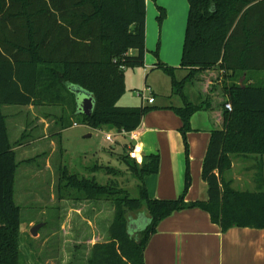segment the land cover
Instances as JSON below:
<instances>
[{
	"label": "trees",
	"instance_id": "obj_1",
	"mask_svg": "<svg viewBox=\"0 0 264 264\" xmlns=\"http://www.w3.org/2000/svg\"><path fill=\"white\" fill-rule=\"evenodd\" d=\"M189 12L178 79L177 67L159 58L157 67L171 79L172 95L183 104L170 106L182 119L187 156L185 188L175 199L151 198L145 183L158 173L160 155L140 163L125 152L121 160L139 181L138 197L116 179L101 183L98 170L117 175L108 165L91 167L92 176L59 167V199L110 201L114 215L107 239L96 242L89 264H145L144 252L159 223L173 212L201 208L223 231L231 227L264 228V0H188ZM161 23L166 10L159 7ZM146 0H0V264H28L21 250V206L15 199L20 163L9 137L5 106L47 105L62 108L60 129L72 126L74 116L92 128L137 131L152 107L122 106L126 71L143 67L146 55ZM218 68L221 85L211 84L223 102V129H214L204 158L202 177L208 199L186 201L192 182L187 132L192 116L212 107L209 97L193 102L186 86L202 84L203 71ZM245 76V78H244ZM256 77V76H255ZM243 79V80H242ZM262 82V83H261ZM224 83V84H222ZM71 85L92 93L90 115L78 112ZM220 87V89H219ZM201 89L199 90L200 93ZM203 95V94H202ZM231 103L232 109L226 108ZM71 113V115H70ZM254 161V190L232 186L228 177L237 158ZM146 211L147 226L135 234L129 217Z\"/></svg>",
	"mask_w": 264,
	"mask_h": 264
},
{
	"label": "crops",
	"instance_id": "obj_2",
	"mask_svg": "<svg viewBox=\"0 0 264 264\" xmlns=\"http://www.w3.org/2000/svg\"><path fill=\"white\" fill-rule=\"evenodd\" d=\"M146 4L147 50L145 64L143 67L126 71V86H128L127 84L131 86L133 78L138 80L144 78L145 83L141 89L137 90L135 98L125 100L126 103L121 105H146L151 106L152 109L144 115L140 126L135 131V139H131L127 133L120 134L119 131L115 133L130 137L133 141L132 144L138 142L142 145L141 162L147 155L154 153L160 155L158 173L145 178L149 196L158 199H175L183 193L185 188L187 156L181 132L182 119L170 106H181L183 101L179 96L172 95L171 81L168 84V80L160 74L161 69L157 67L158 58L154 52L158 49L159 58L163 62L181 69L180 62L189 3L188 0H146ZM159 7L166 10V16L161 23L158 20ZM254 75L256 77L250 79L249 83H254L255 79L260 76L257 73ZM200 77L204 78L202 73ZM211 83L207 80L202 81L200 93L188 94L195 103H200L209 96V101L212 103L211 108L198 111L192 116V129L187 132L192 182L185 199L189 202L208 199V185L202 177L204 158L212 131L224 127L223 102L225 97L218 91L208 94ZM140 85L142 84L138 83L135 86ZM146 86L151 88V95L155 97L153 103L144 102L138 95V91H142ZM147 95L150 94L147 93ZM5 108L9 113L4 111L7 118H16L18 129L22 130V133L28 134L21 144L15 146L14 149L17 153L26 154L29 148H36L41 143H47L48 139L51 140L48 144L52 146L53 153L56 147V142L52 137L53 132L56 136L61 135L62 108L60 106L31 104L27 106L10 105ZM114 131V129H108L106 132V134H112V143L116 136L115 133H112ZM24 161L32 165L35 157H29ZM47 164H50L49 161ZM26 173L30 180L29 185L33 186V189L29 188V190L36 200L43 202V196L36 190L41 182L39 181L40 175L30 170ZM57 193L59 192L57 191ZM57 198L58 201L54 200L52 203L58 205L60 203L61 211L64 212L62 216L64 221L59 226L61 232L60 251L63 254H60L59 251L60 257H55L57 254L55 256L49 254L51 257L48 256L49 258L45 259L44 256L36 253L33 247L26 248L22 240H26L27 223L22 221L20 227L21 250L26 261L28 264H89L88 259L92 246L96 242L107 239L106 233L108 234L112 219L106 227L105 234H102L98 229V223L102 221L101 210L97 206L98 204L94 203L96 201L59 199L58 194ZM59 200L61 201L59 202ZM129 218V230L132 234L145 228L149 223L146 211L131 214ZM35 223V220H31L28 226ZM43 225H46V222ZM76 225L80 227H72ZM87 230L90 231L86 232ZM72 233L74 234L72 235ZM144 260L145 264H264V228L231 227L223 231L219 224L212 222L210 214L201 208L175 211L159 223L156 233L151 237L145 249Z\"/></svg>",
	"mask_w": 264,
	"mask_h": 264
},
{
	"label": "rangeland",
	"instance_id": "obj_3",
	"mask_svg": "<svg viewBox=\"0 0 264 264\" xmlns=\"http://www.w3.org/2000/svg\"><path fill=\"white\" fill-rule=\"evenodd\" d=\"M129 71L130 70H128V72ZM159 72H161L160 74H162L163 78L167 79L168 84H170L171 79L165 71L161 69ZM262 73L263 71L258 72L257 74H260V81L264 83V73L261 75ZM186 74V70L176 69V76L178 79H182ZM222 74L223 73L218 68L203 71L202 75L204 78L202 81L205 82L207 80L212 82V85L216 84L220 86L221 81L223 80ZM138 83L142 85L136 87L135 85ZM144 83V78H139V80L133 78L131 86L127 84L128 86H126L125 95L121 97L119 104L121 105L122 103H126L124 101L129 100V98H135L137 90L141 89ZM201 87L202 84L200 82H196V84L192 86L189 84L186 86V93L195 95L196 92H199ZM4 111L8 113L6 108ZM72 121L77 124L64 130L61 129V135L56 136V134H54L55 132H53L52 137H54V141L56 142V147L53 153L51 149L52 146L48 144L51 141L50 139L47 140V143H41L36 148H29L26 151V154L20 152L17 153V160L21 163L16 175L15 199L21 206V219L23 222L27 223L25 233L26 240H22V243L26 246V248H29V246L33 247L36 253L44 256L45 259L49 256V254L53 256L57 254L55 257H60L58 254L60 251L61 241L59 226L61 225V222L64 221V217H62L64 212L61 211L60 203L59 205L53 204L54 202L52 203V201H58V171L61 165H66L71 171L78 172L86 176H92L91 167L96 164L114 167L119 171L117 175L109 174L102 169L95 172V176L101 183H106L111 179H116L121 187L129 190L132 197H138L139 195L137 186L139 183L138 179L131 174L126 164L121 160V155L127 152L128 147L133 143L130 137L118 135L115 133L118 132V130L114 129L115 131L112 133H115L116 136L114 138V143H112L106 139V132H108V128L104 127L102 129H94L89 125L82 123L81 116H74ZM7 123L10 141L14 143L21 137L22 130L18 129V120L16 118L8 117ZM109 131L111 132V130ZM29 157H35V161L32 165L24 161ZM48 161L50 164H47ZM234 162L232 164V169L228 173V177L234 179L232 186L238 189L254 190L256 186L254 182L255 171L253 169V159L239 157L235 159ZM28 170L36 172V174L40 175L39 181L41 182L38 184L36 190L43 196V202L36 200L34 195H32V192L29 190V188L33 189V186L29 185L30 180H28L26 173ZM60 201L61 200H59V202ZM94 203L98 204L97 206L100 207L102 216V221L98 223V229L102 234H105L109 221L113 219L114 205L112 202L105 200L96 201ZM31 220H35L36 223L28 226ZM45 222L46 225L40 227L38 234L33 236L31 234V228L36 224ZM139 223L140 220L138 221V224ZM72 227L78 228L80 226L76 225ZM89 231L90 230H87L86 232ZM73 234L74 233H72V235ZM23 237L24 234L22 238ZM60 254H63V252L60 251Z\"/></svg>",
	"mask_w": 264,
	"mask_h": 264
},
{
	"label": "built area",
	"instance_id": "obj_4",
	"mask_svg": "<svg viewBox=\"0 0 264 264\" xmlns=\"http://www.w3.org/2000/svg\"><path fill=\"white\" fill-rule=\"evenodd\" d=\"M147 93H149L150 95H147ZM138 95L141 96V98L144 102L153 103L155 101V97L153 95H151V88L148 86H146L142 91H138ZM226 108L231 110L232 109L231 103L226 104ZM75 124H77V123H75ZM119 132H120V134H126L127 133V134H129L131 139H135V132L134 131L127 132V131L122 130ZM106 139L113 142L112 134L107 133ZM142 152H143L142 145L138 142H135L134 144H132L130 147H128V150H127L129 157L137 160L138 162H141Z\"/></svg>",
	"mask_w": 264,
	"mask_h": 264
},
{
	"label": "water",
	"instance_id": "obj_5",
	"mask_svg": "<svg viewBox=\"0 0 264 264\" xmlns=\"http://www.w3.org/2000/svg\"><path fill=\"white\" fill-rule=\"evenodd\" d=\"M71 88L76 95L78 103V112L90 115L94 107V97L92 93L77 85H71ZM42 226L43 223L36 224L35 226H33V228L31 229V234L33 236H36L38 234L39 228Z\"/></svg>",
	"mask_w": 264,
	"mask_h": 264
}]
</instances>
